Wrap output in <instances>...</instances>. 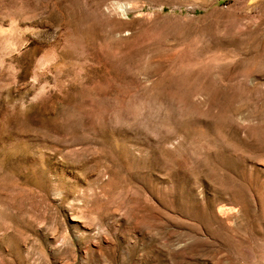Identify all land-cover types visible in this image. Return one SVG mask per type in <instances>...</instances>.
Returning <instances> with one entry per match:
<instances>
[{
    "label": "rangeland",
    "instance_id": "374dc122",
    "mask_svg": "<svg viewBox=\"0 0 264 264\" xmlns=\"http://www.w3.org/2000/svg\"><path fill=\"white\" fill-rule=\"evenodd\" d=\"M0 264H264V0H0Z\"/></svg>",
    "mask_w": 264,
    "mask_h": 264
}]
</instances>
